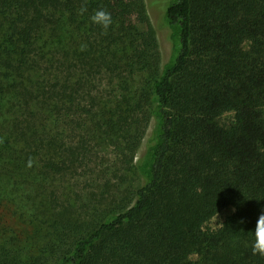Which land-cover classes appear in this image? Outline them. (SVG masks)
<instances>
[{
	"label": "trees",
	"instance_id": "1",
	"mask_svg": "<svg viewBox=\"0 0 264 264\" xmlns=\"http://www.w3.org/2000/svg\"><path fill=\"white\" fill-rule=\"evenodd\" d=\"M168 1L0 0V264H264V0Z\"/></svg>",
	"mask_w": 264,
	"mask_h": 264
},
{
	"label": "rangeland",
	"instance_id": "2",
	"mask_svg": "<svg viewBox=\"0 0 264 264\" xmlns=\"http://www.w3.org/2000/svg\"><path fill=\"white\" fill-rule=\"evenodd\" d=\"M161 1H163L164 6H167L169 1L167 0L164 3V0H145V6H146V12H147V17L150 22V24L154 27L155 32H156V40H157V45H158V50H159V56H160V66H162L165 61L169 57V48H170V43L167 40V34L168 31L163 27V23L160 21V15H161ZM153 121H151L150 125L148 126V129L146 131V135L144 137V140L142 141V144L140 148L138 149L136 158L141 156L144 150V145L147 137L151 134V131L153 129ZM229 211V210H228ZM227 211L220 212L217 214L215 217H213L210 222L209 226L210 227H217L219 223L223 220L224 216L227 214Z\"/></svg>",
	"mask_w": 264,
	"mask_h": 264
},
{
	"label": "clouds",
	"instance_id": "3",
	"mask_svg": "<svg viewBox=\"0 0 264 264\" xmlns=\"http://www.w3.org/2000/svg\"><path fill=\"white\" fill-rule=\"evenodd\" d=\"M86 6H82L80 9L81 14L86 11ZM90 20L93 24L100 26L104 33H107L108 28L112 25V16L110 12H107L103 9L95 11V13L90 17ZM87 45L81 44L80 51H86ZM33 164V160L29 157L27 161V167H31ZM253 242L251 246L252 254L259 255L260 257H264V213L259 215L255 229L253 232Z\"/></svg>",
	"mask_w": 264,
	"mask_h": 264
}]
</instances>
